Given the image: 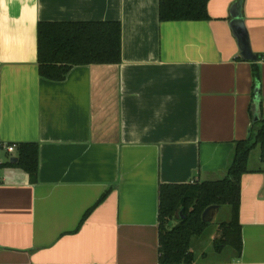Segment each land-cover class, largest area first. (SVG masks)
I'll use <instances>...</instances> for the list:
<instances>
[{"label":"crops","instance_id":"obj_1","mask_svg":"<svg viewBox=\"0 0 264 264\" xmlns=\"http://www.w3.org/2000/svg\"><path fill=\"white\" fill-rule=\"evenodd\" d=\"M208 13L161 22L160 0H0V144L39 145L37 182L0 169V264H160V185L226 176L254 125L255 64L264 118V0H210ZM236 16L257 61L241 56ZM91 22L121 23V63L43 78L38 25ZM248 169L241 255L199 240L192 264H264L261 153Z\"/></svg>","mask_w":264,"mask_h":264},{"label":"trees","instance_id":"obj_2","mask_svg":"<svg viewBox=\"0 0 264 264\" xmlns=\"http://www.w3.org/2000/svg\"><path fill=\"white\" fill-rule=\"evenodd\" d=\"M210 0H160V21H208ZM122 61V26L120 22L40 23L38 25V62L40 75L62 82L74 67L115 65ZM256 87L260 69H253ZM11 145V144H10ZM18 163L0 162V169L19 167L35 183L39 173V145H16ZM260 149L264 161V118L253 125L251 136L236 143L226 176L217 181L191 184H162L159 189V261L160 264H192V242L202 237L210 224L202 221L210 206H229L232 219L220 224L214 249H233L238 256L243 249L240 225L241 179L249 173L251 153ZM0 151H4L0 148ZM105 194L98 202L100 204ZM97 204V205H98ZM89 210L82 222L91 214Z\"/></svg>","mask_w":264,"mask_h":264},{"label":"water","instance_id":"obj_3","mask_svg":"<svg viewBox=\"0 0 264 264\" xmlns=\"http://www.w3.org/2000/svg\"><path fill=\"white\" fill-rule=\"evenodd\" d=\"M233 28L235 34L239 41V47L241 50V56L243 59L248 61H257L259 58L256 56L252 49L249 42V36L247 30L245 28L244 22L241 16H236L233 21ZM254 106H253V123H258L262 118V113L260 110V87L258 86L255 91V98H254ZM11 163H18V158H12ZM222 208L220 206L214 205L207 208L203 215L202 221L206 224H210L214 221L217 214L220 212Z\"/></svg>","mask_w":264,"mask_h":264},{"label":"rangeland","instance_id":"obj_4","mask_svg":"<svg viewBox=\"0 0 264 264\" xmlns=\"http://www.w3.org/2000/svg\"><path fill=\"white\" fill-rule=\"evenodd\" d=\"M252 159L254 160L255 157L260 156L259 148H256L252 151ZM10 160V159H9ZM232 219V210L229 206L223 207L220 212L217 214L216 218L212 223H210L207 231L204 233L202 237H196L193 239L192 244L197 243L199 240H202L204 250L209 253L213 251L215 239L217 237L216 232L220 224L229 222ZM195 242V243H194ZM211 255V256H210ZM209 257H214L210 253ZM198 257V256H197ZM223 257V256H222ZM221 258V257H220Z\"/></svg>","mask_w":264,"mask_h":264},{"label":"built area","instance_id":"obj_5","mask_svg":"<svg viewBox=\"0 0 264 264\" xmlns=\"http://www.w3.org/2000/svg\"><path fill=\"white\" fill-rule=\"evenodd\" d=\"M0 148H3L5 152L9 155H12L16 152V145H7V144H0Z\"/></svg>","mask_w":264,"mask_h":264}]
</instances>
